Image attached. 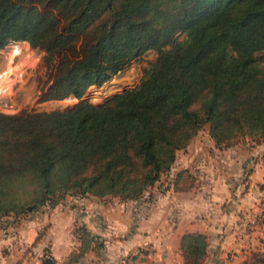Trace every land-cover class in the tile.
Masks as SVG:
<instances>
[{"label": "trees", "instance_id": "obj_1", "mask_svg": "<svg viewBox=\"0 0 264 264\" xmlns=\"http://www.w3.org/2000/svg\"><path fill=\"white\" fill-rule=\"evenodd\" d=\"M12 41L45 51L41 100L78 101L0 111V218L69 195L140 199L205 124L217 146L264 140V0H0V49ZM151 48L158 56L134 87L102 103L84 96ZM74 233L66 264L105 245L85 223ZM208 245L183 234L186 264H203ZM256 256L250 264H264ZM35 264L57 262L45 253Z\"/></svg>", "mask_w": 264, "mask_h": 264}, {"label": "crops", "instance_id": "obj_2", "mask_svg": "<svg viewBox=\"0 0 264 264\" xmlns=\"http://www.w3.org/2000/svg\"><path fill=\"white\" fill-rule=\"evenodd\" d=\"M229 149L214 148L227 154L222 164L232 172L229 177H221L218 162L206 161L211 150L194 149L185 166L199 172L197 183L181 191L172 186L168 194L160 191L150 208L146 196L105 201L92 195L83 197L84 205L78 197L70 204L44 205L29 218L10 216L0 224V264H35L45 253L66 264L80 245L77 223H85L105 243L89 249L82 264H123L131 255L132 264H186L181 238L187 232L207 235L203 264H249L264 252V220L253 223L264 193V158L253 152L247 157L238 145Z\"/></svg>", "mask_w": 264, "mask_h": 264}, {"label": "rangeland", "instance_id": "obj_3", "mask_svg": "<svg viewBox=\"0 0 264 264\" xmlns=\"http://www.w3.org/2000/svg\"><path fill=\"white\" fill-rule=\"evenodd\" d=\"M179 36L180 38H185L184 33L179 34ZM15 42L12 41L0 49V111L7 113H16L23 110L49 111L53 109H67L74 105L78 101L77 97L71 98L69 100L40 99V88L46 82L48 73V65L44 60L45 51L39 47H33L26 41H23L25 42L24 44H18L20 48L15 49V47H12ZM169 46L170 45H167L166 47ZM38 49H40L42 52ZM158 53L159 52L157 49H148L144 54L141 55L140 58L133 60L129 65L121 69L118 73L114 74L102 85L90 86L84 96L88 97L94 103H102L112 95L121 92L126 88L134 87L140 81L145 69H147L157 58ZM258 54L261 55V53ZM54 62H56V58L54 59ZM15 78H17L16 82L13 83L12 80ZM236 145L242 147L244 154H248L247 157H251V155H253L252 152L255 153L254 156L258 154L256 157H260L261 154L264 157V140L261 142L249 140L248 142H240ZM204 147L211 150V153L208 155L209 158L205 160L207 162H218L220 171L222 173V178L226 176L229 177V175L232 174V172L227 170V168H224L222 164V159L225 155L227 156V154H224L223 152H216V150H214V148H220L221 150L226 148L228 151H231L229 148L232 146H217L216 142L210 136L209 125L205 124L197 132V134L194 135L189 144L185 148L179 150V155L173 167L178 166L180 168L174 170L172 167L169 172L162 175L161 179L154 186L149 187L145 192V198L149 208L151 206V201L156 200L157 193L160 191L166 192L168 189H171L174 178L176 177V174L179 170L189 169V171H191V169L185 165H187L188 160L193 157L192 155L197 152V150L194 149H203ZM211 158L214 160H211ZM198 173L199 172L197 170L194 172L191 171L185 173L179 181L182 189L187 188L191 184L193 185L194 183H197L199 177ZM182 189H179V191ZM165 194H168V191ZM86 196L93 197L95 195L92 196V194H88ZM78 197L79 196L72 195L67 196L65 199L66 204H70L71 201H76L75 199ZM262 197L263 198L260 200L261 203L264 202V193ZM105 199L110 200L113 198L106 197L103 200ZM36 212L37 211L25 214L22 217H32ZM83 213H86L84 208ZM261 218L264 220V216ZM261 218H258V220L260 221ZM7 219H11V217H1L0 224H4V221H7ZM254 257L257 256L254 255L251 258L249 264L254 261Z\"/></svg>", "mask_w": 264, "mask_h": 264}, {"label": "built area", "instance_id": "obj_4", "mask_svg": "<svg viewBox=\"0 0 264 264\" xmlns=\"http://www.w3.org/2000/svg\"><path fill=\"white\" fill-rule=\"evenodd\" d=\"M79 202H80L81 204H83V205L85 204L83 197H80ZM262 216H264V202L261 203V208H260V210H259V212H258V215L255 217L253 223H254V224H257V222L259 221L258 218H261ZM261 219H262V218H261ZM248 225H249V221H248V220H245V221H244V226L247 228ZM145 249L150 250V247L147 246V247H145ZM48 255H49V254H48ZM132 256H133V255H131L128 259H125L124 262H123V264H132V261H133Z\"/></svg>", "mask_w": 264, "mask_h": 264}, {"label": "bare ground", "instance_id": "obj_5", "mask_svg": "<svg viewBox=\"0 0 264 264\" xmlns=\"http://www.w3.org/2000/svg\"><path fill=\"white\" fill-rule=\"evenodd\" d=\"M22 43L24 44L25 42H23V41H17V42H15V44L12 45V47H15V49L16 48H20V46H18V44L20 45ZM16 79L17 78H15L14 80H12V82L15 83L16 82Z\"/></svg>", "mask_w": 264, "mask_h": 264}, {"label": "water", "instance_id": "obj_6", "mask_svg": "<svg viewBox=\"0 0 264 264\" xmlns=\"http://www.w3.org/2000/svg\"><path fill=\"white\" fill-rule=\"evenodd\" d=\"M112 96H113V95H112ZM112 96H111V97H112ZM109 98H110V97H109ZM69 108H70V107H69ZM29 210H30V211L32 210V207H31V206L29 207Z\"/></svg>", "mask_w": 264, "mask_h": 264}]
</instances>
